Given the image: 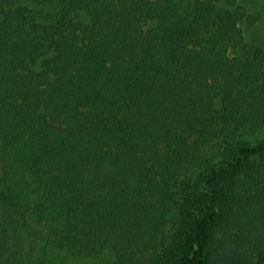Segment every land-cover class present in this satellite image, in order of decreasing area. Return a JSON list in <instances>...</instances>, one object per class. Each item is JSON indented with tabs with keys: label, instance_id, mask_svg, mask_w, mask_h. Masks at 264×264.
Returning <instances> with one entry per match:
<instances>
[{
	"label": "trees",
	"instance_id": "obj_1",
	"mask_svg": "<svg viewBox=\"0 0 264 264\" xmlns=\"http://www.w3.org/2000/svg\"><path fill=\"white\" fill-rule=\"evenodd\" d=\"M250 17L241 0H0V264H56L55 245L264 264Z\"/></svg>",
	"mask_w": 264,
	"mask_h": 264
},
{
	"label": "rangeland",
	"instance_id": "obj_2",
	"mask_svg": "<svg viewBox=\"0 0 264 264\" xmlns=\"http://www.w3.org/2000/svg\"><path fill=\"white\" fill-rule=\"evenodd\" d=\"M242 4L247 9V13L251 15L249 22L246 19L241 25L245 41L254 42L264 47V0H241ZM45 234L50 230L48 224L36 225ZM51 254L54 257L56 264H85L88 262H110L113 260L112 252H106L96 258H88L82 255H73L67 249L56 247L51 249Z\"/></svg>",
	"mask_w": 264,
	"mask_h": 264
}]
</instances>
